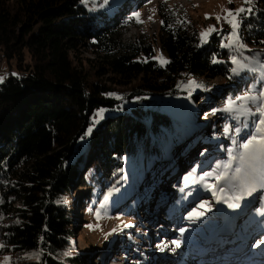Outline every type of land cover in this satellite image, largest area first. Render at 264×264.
<instances>
[{"label": "trees", "instance_id": "1", "mask_svg": "<svg viewBox=\"0 0 264 264\" xmlns=\"http://www.w3.org/2000/svg\"><path fill=\"white\" fill-rule=\"evenodd\" d=\"M119 1L98 13L89 9L94 0H0V57L7 66L0 82V239L11 264H86L75 248L73 190L77 200L88 193L80 202L89 205L118 186L126 157L136 162L145 153L143 177L150 155H168L182 115L170 113L161 98H184L194 110L204 106L206 98H197L205 90L223 94L206 78L221 77L229 88L241 82L220 35L200 46L199 30L166 15L151 39L124 41L129 18L149 0ZM252 7L240 37L257 51L264 46V0ZM157 47L167 54L166 66L153 59ZM214 56L223 62L212 63ZM189 80L210 88L189 94ZM100 109L103 118L94 124ZM216 139L219 148L226 143ZM177 167L155 182L165 185ZM144 192L150 199L152 191ZM37 252L38 259L28 258Z\"/></svg>", "mask_w": 264, "mask_h": 264}, {"label": "rangeland", "instance_id": "2", "mask_svg": "<svg viewBox=\"0 0 264 264\" xmlns=\"http://www.w3.org/2000/svg\"><path fill=\"white\" fill-rule=\"evenodd\" d=\"M94 1L89 3V9L103 13L110 8V2L114 0H108L107 3L104 0ZM255 1L253 0L251 6L254 5ZM244 5L245 0H233L232 3H229V0H149L138 10L141 13L143 23H137L133 20L134 23L123 30L122 38L126 42L133 41L139 37L151 39L158 32L162 15H166L173 20L185 21L187 26L199 30V33L212 25H215L218 29L222 27L224 33H227L230 30L229 25L224 23L223 20L218 22L215 17L217 15H226L223 11L225 8L236 9ZM153 9L155 10L154 12ZM206 14L211 16V18H206ZM150 16L152 19H149ZM243 43L247 45L248 49H258L257 46H249L246 42ZM260 49L263 51L264 46H260ZM259 50L246 51L244 55L251 59L254 58L255 53L261 52ZM229 51L231 55V50L229 49ZM161 53L167 59V54L160 47H157L156 56ZM84 55L90 58L93 57V54L89 52L84 53ZM260 60L264 62V55L260 56ZM1 61L0 77H4L5 79L7 66L3 60ZM234 66L232 64V67ZM262 75L264 73L260 71H243L240 75H236L237 80H241V82L235 87L230 88L229 83L222 85L223 79L221 77L215 79L206 78L202 81L203 83H211L214 86L220 85V90H223V94L216 97L211 90H205L210 88V86L204 85L202 90H205V92L197 98V103L202 97L206 98V102L204 101L205 103L202 107L197 104L198 106L194 110L191 103L184 98L176 100L161 98L160 102H164V107L170 113L176 114L178 112L180 116L182 115L175 131L172 132V142L168 155L165 154L166 156L164 155V157L154 160L151 158L152 155H150L146 162L147 171L143 177L141 174L146 160L145 153L143 151L140 153V156L137 158L138 161H136L137 163L126 157L124 173L118 179V186L114 188L116 190L112 191L111 196H108L110 191L100 195L97 201L89 205L82 207V203L80 202L88 193H83L80 200L79 198L77 200V194L73 190L71 202L77 203L75 212L80 221V226L76 232L75 248L76 250H83V255L87 256L88 260L86 264H157L159 261V263L164 264L160 259L155 260L156 255L166 251L171 252L178 248L176 246L170 248V244L160 247L159 243L163 242L162 239H158L160 241L158 244L152 243L151 240L155 237L157 238L159 235L156 231H152L151 233L145 225L143 228L141 227L144 214L141 211L138 213V209L141 210L144 207L149 209L151 207L153 210L155 206L157 211H159L156 216L159 217L163 215L164 210L175 200H187L189 197V203L194 200L196 201L197 198L196 196L193 197V194L196 190H199L202 192L201 198L195 205L190 204L193 207L195 206L196 211H203L207 216L214 215L217 212L216 205L212 203V192L203 186L198 177L204 172L215 170V165L227 158L225 149L231 147V142L228 139L230 134L225 133L224 129L228 125L234 126L235 121L228 119L229 114L220 111V109L226 106L229 98L240 95L249 87H255L259 90ZM226 87H228L227 90H225ZM194 112H196L195 116L193 115ZM213 124L217 127L215 133L212 132L211 128ZM206 135L210 138L209 142H204L203 140V137ZM218 136L226 140V143L223 146L221 145L220 148L216 139ZM182 164H185V166ZM175 166H178L175 172L177 174L174 176L170 174L168 178L166 177L165 185L155 182V179L159 178V176L169 174ZM193 170H195L197 179L194 182L186 184L185 177L190 172H193ZM172 176L176 179L175 181L181 180L183 182L181 187L175 185L177 182H174L176 188L169 185L171 184ZM189 184H196L197 187L194 186L192 191L184 190ZM146 188H148V191H152V194L156 193L162 196L164 193V195L159 201L157 199L146 200L144 197V190ZM168 193H170V196H168L170 199L166 197ZM252 193L251 195L255 194V197L259 199L262 196L264 202L263 192L257 191ZM230 195H233V193ZM256 198L248 204L250 210L247 213L248 217L245 215L243 220L237 221L238 226H246L248 219L262 210V203ZM152 203L155 204L153 205ZM200 203H206L208 207L200 209ZM16 205L20 204L16 203ZM151 209L149 210L150 212ZM150 212H148L149 216L152 214ZM97 213L100 215L97 216ZM220 222L222 223L223 220H220ZM260 224L264 225V222ZM260 224L256 223L254 228L261 227ZM126 225H131V227H127ZM0 244H3L1 239ZM1 250L2 248H0V264H4V258L10 257V254L2 253Z\"/></svg>", "mask_w": 264, "mask_h": 264}, {"label": "snow or ice", "instance_id": "3", "mask_svg": "<svg viewBox=\"0 0 264 264\" xmlns=\"http://www.w3.org/2000/svg\"><path fill=\"white\" fill-rule=\"evenodd\" d=\"M86 2V0H85ZM105 3L108 0H104ZM233 0H229L232 3ZM253 0H245V5L236 9H223L226 13L224 16L217 15L215 18L218 22L221 20L229 25L230 30L224 33L223 28H217L215 25L208 27L200 33V41L203 44L209 41V38L213 33L221 36L220 47L224 49H230V62L235 65L231 68L233 75H240L241 72H256L260 71L264 73V62H261L260 56L264 55V52H257L254 54V58H249L244 55L248 49L247 45L242 42L240 37V27L243 23V19L246 16L252 15L254 12L252 5ZM155 10L153 9V12ZM206 18L210 19L211 16L206 14ZM129 19H134L137 23H143L141 20V13L139 11L134 12ZM149 19H152L150 16ZM185 21H178V23H184ZM161 23H164L161 21ZM172 27V25H168ZM264 43V41H262ZM159 61L161 66H166L170 61L163 57V54L153 57ZM143 62H148V58H145ZM217 57L212 58V63H221ZM229 78H232L231 76ZM4 77H0L2 82ZM261 86L259 90L255 87L247 88L240 95L229 98L226 106L220 111L228 113V119L235 121V125H228L225 127V133H229L228 139L231 142V147L225 149L227 158L215 165V170L202 173L198 179L203 183V186L213 195L217 196V199L226 197L229 192L233 193L232 199L237 203H231L230 207H239L238 201L243 198L244 195H251V193L257 188L264 189V75L261 76ZM185 87L189 90L197 87H203L194 80H189ZM115 95V94H111ZM117 99L122 97L117 96ZM105 109H100L93 117V123H97L99 119L103 118ZM92 129L89 128L86 135L91 134ZM243 133V135H241ZM197 179L195 176V170L190 172L185 177V182L191 183ZM215 181V182H207ZM116 189H112L115 191ZM112 192L108 193L111 196ZM66 202V201H65ZM103 207V205H101ZM208 207L206 203H200L199 208L204 209ZM100 214L97 213V216ZM203 213L201 211H192L189 214V219L198 218ZM131 227V225H126ZM91 227V226H90ZM181 232L185 229H181ZM42 239V238H41ZM173 244L178 248L180 247V241L173 240ZM4 245L0 244V248ZM163 250V249H162ZM70 253H65L69 255ZM40 253H33L28 258L38 259ZM4 264H11V257L4 258Z\"/></svg>", "mask_w": 264, "mask_h": 264}, {"label": "bare ground", "instance_id": "4", "mask_svg": "<svg viewBox=\"0 0 264 264\" xmlns=\"http://www.w3.org/2000/svg\"><path fill=\"white\" fill-rule=\"evenodd\" d=\"M176 174L172 173L171 175L174 176ZM173 176L171 177L172 180L171 184L169 185H172L173 187L174 182H177L175 185L181 187L183 182L181 180L175 181L176 179H174ZM194 186H196V184H189L184 190L192 191L194 189ZM257 191H259L260 193L263 192L264 198V189L257 188V190L253 192ZM230 194L231 192H229L226 197H221L220 199H217V196L215 195H213V197L210 196L211 199L213 198L212 203L216 205L215 207L217 208V212L214 215L207 216L202 211L203 215H201L200 217L187 220L188 223H195L196 221H199L195 223V227L197 225H199V227H197L193 233L189 232L181 237H178V232H176V234L173 233L174 230H176V227L175 225H173L172 227L171 219H173V221H179L182 208L185 209L187 205L183 204V202H179L175 204L171 209V214L173 215L172 217L166 218L165 216H161V223L164 224L163 231L167 232L168 230V232L166 233L168 239L161 242L160 247L167 244H170V248L175 246V244L172 243L173 240L180 241V247H178L177 250L171 252L166 251L157 254L155 260L160 259L162 260V262H164V264H187L192 257H195L197 260L200 257L210 256L211 254L208 252V250L215 249L213 253H215L216 251V253H219L223 248L229 247H233L236 251L239 252L246 251V253H243L242 255L245 257L252 254L250 257L251 261H254V259H259V254H261L264 258V254L259 251V248L264 246V225L260 224L264 222V202L262 196L259 199L255 197V194L248 196L244 195L243 198L238 201L239 207H230L229 205L231 203H237V201H234L232 199L233 195ZM201 195L202 192L196 190L193 194V197L196 196L197 200H194L190 203L192 205H195V203H197V201L201 198ZM168 196H170V193H168V195L166 194L167 198ZM254 198L261 201L262 210L259 213L255 214L252 218L248 219L246 223L247 227L244 225L238 226L237 221L243 220V218H245V215L246 217H248L247 213L250 211L248 204ZM150 199L159 200L161 199V196L154 193L150 195ZM187 208H189V212L193 210L191 206H188ZM182 219H184V217H182ZM220 220H223V222L221 223ZM256 223H259L261 227L254 228V225ZM169 226L170 228L168 229ZM178 256L180 258L179 261H177Z\"/></svg>", "mask_w": 264, "mask_h": 264}, {"label": "built area", "instance_id": "5", "mask_svg": "<svg viewBox=\"0 0 264 264\" xmlns=\"http://www.w3.org/2000/svg\"><path fill=\"white\" fill-rule=\"evenodd\" d=\"M1 60H2V59L0 58V65H1V62H2Z\"/></svg>", "mask_w": 264, "mask_h": 264}]
</instances>
